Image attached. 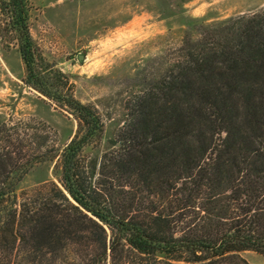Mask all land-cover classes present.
Here are the masks:
<instances>
[{
	"label": "trees",
	"instance_id": "trees-1",
	"mask_svg": "<svg viewBox=\"0 0 264 264\" xmlns=\"http://www.w3.org/2000/svg\"><path fill=\"white\" fill-rule=\"evenodd\" d=\"M25 83L68 108L62 149L43 124L0 119V264H251L264 254V9L186 34L175 59L125 103L111 147L94 105L71 90L29 29L28 0H0ZM42 125V126H41ZM58 182L19 197L37 164Z\"/></svg>",
	"mask_w": 264,
	"mask_h": 264
},
{
	"label": "rangeland",
	"instance_id": "rangeland-1",
	"mask_svg": "<svg viewBox=\"0 0 264 264\" xmlns=\"http://www.w3.org/2000/svg\"><path fill=\"white\" fill-rule=\"evenodd\" d=\"M28 6L29 29L42 56L103 118L102 138L86 148L98 157L126 119V101L162 74L186 34L197 38L205 26L262 10L264 0H28ZM25 77L18 41L8 31L0 38V119L43 124L51 144L62 149L77 132L75 116L29 87ZM60 174L57 159L35 165L19 183V197L58 182ZM241 255L264 264L257 251Z\"/></svg>",
	"mask_w": 264,
	"mask_h": 264
},
{
	"label": "water",
	"instance_id": "water-1",
	"mask_svg": "<svg viewBox=\"0 0 264 264\" xmlns=\"http://www.w3.org/2000/svg\"><path fill=\"white\" fill-rule=\"evenodd\" d=\"M84 57H85L84 55H81V56H80V59H82V58L84 59Z\"/></svg>",
	"mask_w": 264,
	"mask_h": 264
}]
</instances>
